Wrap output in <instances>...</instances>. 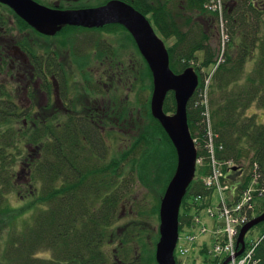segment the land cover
<instances>
[{
    "label": "trees",
    "instance_id": "obj_1",
    "mask_svg": "<svg viewBox=\"0 0 264 264\" xmlns=\"http://www.w3.org/2000/svg\"><path fill=\"white\" fill-rule=\"evenodd\" d=\"M121 1L143 14L158 37L161 34L167 39L175 38V45L168 49L170 68L175 74L192 68L199 77V87L188 104L187 113L192 138L198 139L201 147L204 144L205 149L198 147L201 163L181 206V232L185 226L193 228L196 225L189 212L195 211L198 215L211 206L213 189L207 188L205 182L216 168L227 175L229 165H233L230 160L242 170L251 169L248 182L245 180L246 184L241 187V183L236 184L238 198L244 185L254 181L255 163L260 166L257 175L260 179L255 187H264V124H258L256 116L247 115L253 105L264 110V7L258 1L240 0L238 8L232 9L237 0H222L227 8L232 40L230 52L226 51L224 62L217 67L219 50L216 54L203 24L193 26L192 16L206 17L214 25L216 15L205 8L211 0H180V5H185L191 13L185 21L192 27L187 25L186 31L178 21L181 10L178 7L175 13L169 9L166 1L170 0H165V4L163 0ZM10 15L17 21L19 30L31 31L43 42L65 38V42L61 41L62 47L67 41L73 45L77 37L71 36L82 31L68 26L56 36H44L10 8L0 4V33L7 30ZM112 26L126 31L120 25ZM126 33L133 43L131 35ZM19 41V47L30 56L34 65L39 66L37 71L42 72L41 63L49 62L50 48L46 46L45 54L40 56L27 39ZM143 61L147 67L145 75L153 82L151 71ZM250 62H253V68L248 70ZM208 77L211 85L206 103L201 93ZM43 87L47 91L46 84ZM13 96L0 86V215L12 213L11 220L22 218L25 225L20 231L14 229L8 238L0 264H157L155 248L159 232L148 257L145 256L146 247L139 245V240L146 234L142 226L144 222L148 223L143 214H139L134 222L117 228L122 216L121 205L135 176L151 186L153 193L160 194L161 200L176 170V150L160 122L152 116L150 98L143 107L144 115L149 119V130L139 143L140 152L133 153L131 146L122 151L118 160H111L107 155L109 134L83 117L85 113H57L48 117L47 109L43 108L37 117L25 118L23 115L28 111L16 103ZM175 109L174 93L170 92L164 112L171 115ZM130 111L124 106L121 113L127 116ZM155 137H160L164 146L151 156ZM148 150L149 157H146ZM166 168L167 175H163ZM22 175H25V184L20 180ZM16 190L26 194L21 195L22 201L28 196L27 192L34 201L13 208L7 198ZM262 204L257 216L264 211ZM183 210L187 216H182ZM158 211L159 207L155 208L157 216ZM251 216L252 211L248 212L249 221ZM257 227L261 230L259 242L246 244V249L253 248L254 260L264 264V223ZM217 238V243L212 246L207 242L203 246L194 243L193 251H199L198 255L205 257L206 264L210 260L207 254L224 239L222 234ZM213 259L211 263L222 264L226 256ZM181 262L179 260L178 264Z\"/></svg>",
    "mask_w": 264,
    "mask_h": 264
},
{
    "label": "rangeland",
    "instance_id": "obj_2",
    "mask_svg": "<svg viewBox=\"0 0 264 264\" xmlns=\"http://www.w3.org/2000/svg\"><path fill=\"white\" fill-rule=\"evenodd\" d=\"M44 1L49 3L53 0H44ZM107 1L108 0H78V2L80 3L78 7L84 9L97 8L100 7V5L106 3ZM164 1L165 0H163V4H165ZM251 1H258L264 7V0H251ZM57 2L58 1H55L54 3ZM239 2L240 0L235 1V3L233 4L234 7L232 9H235V7L237 9L238 8L237 4L239 5ZM166 3L169 5V9H171L175 13L178 7L179 10H181L182 15L178 21L182 25L183 31H186L188 29L187 25H191L189 26L190 28L192 27V24H189L185 21V19L191 17V13L189 10L184 8L185 5L184 6L180 5V0H170L169 2L166 1ZM223 5L225 7V4ZM209 10H207V12L211 13L214 16L216 15L215 14L216 12L213 13L214 12L213 10L210 11ZM11 16L12 15L9 16L10 18L8 20L7 30L6 31L1 30L0 33V37H1L0 56L4 57L1 51H2V47L6 45L8 48H10V52L14 57L16 58L17 56L19 57L20 54H17L15 49V47L17 46L19 47L20 44L19 40L27 39L28 43H31L34 46L35 50L38 51V54L40 56L45 54L43 52V49L46 46L49 47L50 50L53 49L56 50V52H59L60 50L59 47L61 46L60 44L63 45V42H65L66 40L65 38L64 39L61 38L63 40L62 43H61L62 40L59 39L43 42L42 40L37 38L31 31L26 32L19 30L17 28L18 27L17 21L15 20V18H13V16L12 17ZM192 16L194 19L193 26H196L197 23L203 24L206 31H208L211 37V44L213 45V48L216 50V54H217L219 36H218L217 25L215 24L216 22L214 23V25H211L206 17L203 18L197 15H192ZM107 32L108 35L106 33H104V35H106L109 40H112L114 42L115 52H116V56L114 57V60L119 67L118 79L117 80L115 79L114 82H112L114 84L113 87H110L111 80L104 78L103 79L104 81H102V83L98 82V84H96L97 85L96 92H94L95 91L94 88H93L94 89L93 92L92 91L84 92L83 86L88 88H90L91 86V84L87 82V80L90 81V79L85 80V77L88 76H85L84 73L82 72V65L80 64V62L81 61L83 62V60H80L79 58H75L74 53L76 52L79 55H81L82 53V58L86 57V54L83 53H86V51L90 48L88 44L89 43L88 39L92 37L93 32H87V31L78 32L76 35L71 36V37H77V41L73 45L71 44L70 41H67L68 43H66L63 46L64 49L60 51V56L62 63L64 64V67H66L67 69V74L69 76H72L71 82L69 83L68 92H70L69 98L73 99L75 102L71 105V110L73 111V114L83 112V107L85 104L83 103L84 105L82 106V102L84 99L92 100V104H91L92 107L98 113L104 114V115L101 114V119H104L106 121L104 124L100 125V129L104 133L109 134V136L106 138L108 142L107 143L108 158L111 160H118L122 151L126 149L128 150V148H130L131 146L133 147L132 149L134 150L133 153L135 152L139 153L141 150V148H139V143L142 141L143 138L146 137V134H148L147 131L149 130V119H147V117L144 115L143 107L145 101L149 98L151 105V99H152L154 87H153V82H151L150 80L151 79L150 76L145 75L147 67L145 66L142 57L139 55L134 42L132 43L131 40H128L129 37L128 35L126 36L127 34L126 31L113 28V29H108ZM159 38L164 42L167 49L172 48L176 43L175 38L167 39L161 34H159ZM92 52L94 53V51ZM8 60L9 61H6L5 59H0V72L2 70H6L7 72L8 68L10 67L9 65H11V61H13L12 59L10 60V58H8ZM84 61H86V59H84ZM22 63H24L27 66L26 59H23ZM92 67L93 66H89L88 69H93ZM252 68H253V62H250L248 64V70H251ZM214 72L215 71L213 70L211 72V75L214 74ZM102 73H104V71H102ZM100 75L101 74L99 73V76ZM10 77L11 76H5L4 74L0 75V85H4L5 89H8L9 93L12 94V96L14 95L13 98L15 99V102L17 103L18 101L20 106L24 108L25 105H27L25 102V96L23 95L22 92H20L21 91L20 88L17 89L19 94L16 97V81L12 80V78ZM105 80H110L107 83L108 86H105L104 84ZM205 82L206 83L203 91L207 93L209 96V90H210L209 87L211 85L210 77H208L205 80ZM36 95H37L36 97L39 100L40 97L38 96L37 93ZM42 106L44 107L45 103L42 102ZM124 106H126V108L129 107L131 110L130 113L127 112V116H124L121 113L124 110ZM43 107L40 108V111L43 109ZM114 111L117 115L116 119H113L111 116L112 113H114ZM60 113L63 114L62 111ZM175 113H176V109L175 112L171 115H174ZM247 115L256 116L258 124H264V110L259 109L256 105H253L249 109ZM99 120H97V122H99ZM194 141L196 143L197 149L198 147H200V149L202 150L205 149L204 144L201 147L200 141L198 139H194ZM137 144L138 147L136 146ZM152 144L153 147L150 149L151 156L153 154L155 155V153L158 150H162L163 149L162 146H164L162 144L160 137L158 138L155 137V140L152 142ZM148 152L149 150L146 153V157H149ZM137 156H139V154ZM231 161L232 160H230L229 163L233 165H229L228 174L226 175L223 171L220 172L223 178H225L226 176L227 178L223 182H222L223 178H221L220 185L213 189L211 204L214 207V209L219 205L221 199L226 197V200L230 201L232 194L233 193L235 194V188L237 186L236 185L237 182L241 183L239 187H241L242 184H246L245 180H247L248 182V176H249V172L251 173V169L248 168L247 170H242V168L239 165H236L233 161L232 162ZM253 167H255V169L256 168L260 169V166L257 163H255ZM127 168L130 169V165H128ZM233 168H237V170L234 171ZM163 169L164 168H162L161 170ZM217 170H220V168ZM163 175H167V168L165 169ZM24 178L25 175H22V177L20 178V180H22V184H25L26 182ZM227 181L234 182L235 185H233V183L231 185L229 184L230 186H233V188L226 189V186H228ZM224 182L225 183L227 182L226 185ZM250 183L251 181L249 182V184ZM249 184L244 185L243 188V191L248 190L247 194H250L249 189L253 188L252 184L250 185ZM158 190L159 189H157V191ZM127 191H128L127 197L124 199V202L121 205L122 216H121V221L117 226V228L123 227V225L125 224L134 222L135 219H137V217L139 216V214H143V218L148 223L145 224L144 222V225L142 226V228L146 230V234L142 239L139 240L140 241L139 245H144L146 247L145 256L148 257L152 251L151 249L154 248L152 242L155 236L157 235V233L159 232V227H160V218H158L159 216L156 215L157 212L155 213V208L159 207V211H160L161 200L166 190L164 191V194L160 200L159 198L160 194L153 193V191L151 190V186L148 187L147 185H145V183L141 182L140 179H137V177L135 176L134 183L129 184V190ZM11 194L12 195L9 196L7 199H8V203H11V206L13 208H20L22 206L31 203L32 200L34 201V199L31 196H29V192H27L28 196H26L23 199V201L21 199V195L25 196L26 194H23L20 190H16ZM244 194L242 193V196ZM245 196L246 194L243 197ZM243 197H241L240 199L238 198L237 202H241V199ZM253 200H254L253 201L254 209L252 210V215H253L251 216L252 220H254L255 218L261 215L260 214L259 216H257V212L261 209L260 205L262 206L263 205L262 203H264L263 202L264 196L261 195H258L257 197L254 196ZM189 202L191 203V201ZM159 211H158V215H159ZM212 211L213 212L209 214L208 211L203 210L198 215H195V211L189 212V215L193 218L192 220L193 223H195L196 225L193 228H189L185 226L183 230L180 232L179 246L181 248L184 247L189 250L191 249L188 255L186 256V258L183 259L179 258V260L182 261L181 264H206L205 257L204 256L201 257L200 255H198L199 251H197L196 249L193 251L194 248V244H192L193 242L187 240V238L190 237V235L197 238L196 242L198 241L197 242L198 245L203 246L204 243L207 242L209 245L212 246L218 241L217 235L224 234L222 229V224L230 223L231 225L232 223H234L231 217L228 216V219L225 220V218H222L221 216L218 215L217 210H212ZM262 213H264V211ZM11 214H6L3 216L0 215V259L3 256V252L5 250V245L7 243L8 238L11 237V234L13 235V232H15L14 229L20 231L22 227L25 225V223L21 220L22 218H16V220H11L10 219ZM210 215L213 216V218H211ZM182 216H187L185 210L182 211ZM250 221L248 220L243 225V227L247 225ZM204 227H207V229L204 230L203 229ZM213 229L214 230L216 229L217 233L219 231L221 233L216 234V236L213 233H209V231H212ZM260 235H261V230L257 226L256 228H253L245 238V248H246V244L250 245V244L258 243ZM225 245L226 244L224 242L223 247H225ZM139 251L141 250L139 249ZM239 251L240 250L237 248V253ZM177 255L178 254L176 250V256ZM207 258L210 259V260L208 259L210 263L208 262L207 264H213L211 263L212 262L211 260H214L213 258L216 257H214V254L210 252L209 254H207Z\"/></svg>",
    "mask_w": 264,
    "mask_h": 264
},
{
    "label": "water",
    "instance_id": "obj_3",
    "mask_svg": "<svg viewBox=\"0 0 264 264\" xmlns=\"http://www.w3.org/2000/svg\"><path fill=\"white\" fill-rule=\"evenodd\" d=\"M0 4L10 8L44 36H56L68 26L100 29L109 25H120L131 35L153 77L151 114L160 122L176 150V170L160 204V238L155 258L157 264H177L175 252L180 235L181 206L196 178L198 165V149L189 129L187 113L188 104L200 83L196 72L188 68L181 74H175L170 68L168 49L148 19L121 0H111L97 8L66 11L48 8L33 0H0ZM170 92L174 93L176 101L174 115L164 112V104ZM262 223L264 213L241 229L238 237V247L241 249L237 256L245 251L247 234ZM229 261L227 259L222 264H228Z\"/></svg>",
    "mask_w": 264,
    "mask_h": 264
},
{
    "label": "flooded vegetation",
    "instance_id": "obj_4",
    "mask_svg": "<svg viewBox=\"0 0 264 264\" xmlns=\"http://www.w3.org/2000/svg\"><path fill=\"white\" fill-rule=\"evenodd\" d=\"M33 1L48 8L62 11L84 9L78 7L80 5L78 0H53L49 3L45 2L44 0ZM55 1L58 2L54 3ZM107 3L108 2L104 3L103 5H106ZM103 5H100V7ZM112 28V25L105 26L100 29L80 28V30H82L81 32H93L92 37L88 39L90 48L86 51V53H83L86 54V57L82 58V53L81 55L77 54L76 52L74 53L75 58L83 60V62H80V64L82 65V72L85 76H88L85 77V80L90 79V81L87 80V82L90 83L91 86L90 88L83 86L84 92H93L94 89V92H96V84H98V82L102 83V81H104V78L111 80H105L104 82L105 86H108L107 83L110 81V87H113L114 84L112 82H114L115 79H118L119 67L114 60V57L116 56L114 42L112 40H109L108 37L104 35V33H108V29ZM59 48V52H56V50L53 49L49 50V62L47 64L41 63L42 72H40V76V73L37 71L39 66L37 67V65H34L31 62L30 56L20 47H15L17 54H20V56H17V58L11 54L10 48H8L6 45L2 47L1 53L4 55V57L0 56V59L9 61L8 58H10V60L12 59L13 61H11V65H9L10 67L8 68L7 72L6 70H2L0 72V75L4 74L5 76H11L10 78L16 81V97L19 94L17 89L21 88L20 92H22L25 96V102L27 104L25 105L24 110L28 111L27 114L23 115L25 118L28 116L37 117V115H40V108L43 107L42 102L45 103V106L43 108L47 109L48 117H54L55 114L60 113L61 111L65 115L73 113V111L71 110V105L75 102L73 99L69 98L70 92H68V87L69 83L71 82L72 76H69L67 74V69L66 67H64V64L61 60L60 51L64 48L62 46H60ZM92 51H94L95 54ZM23 59H26L27 66L22 63ZM84 59H86V61H84ZM89 66H93V69H88ZM96 67L99 69H97ZM101 70L104 71V73H102ZM99 73L101 74L100 76ZM45 84L47 86V91L43 87V85ZM0 86H2L5 90L4 85ZM36 93L41 100H38V98L36 97ZM17 103L19 104L18 101ZM91 104L92 100H83V113H85L83 117L89 119L92 123H95L100 128V125L104 124L106 121L104 119H101L102 113H98ZM111 116L113 119L117 118L115 111ZM97 120H99V122H97Z\"/></svg>",
    "mask_w": 264,
    "mask_h": 264
},
{
    "label": "built area",
    "instance_id": "obj_5",
    "mask_svg": "<svg viewBox=\"0 0 264 264\" xmlns=\"http://www.w3.org/2000/svg\"><path fill=\"white\" fill-rule=\"evenodd\" d=\"M223 3L222 0H211V2L209 4L206 5V9L207 10H213L211 12L215 13L216 15H218L219 17L223 16ZM209 10V11H210ZM226 39L227 37L224 35L223 36V42H222V49L219 50V58L217 61V67L222 64L224 62L225 59V43H226ZM213 147V142H211V146L210 148ZM198 163H201V161L199 160ZM258 168H256L255 170V178L254 181L252 183L253 188L249 189V193L247 194L248 190L243 191L242 193L246 194L245 197L242 196V194L240 195V198L243 197L241 199V202H237L238 199V195L235 191V194H232V197L230 198V204H228L229 200H226V197L221 199V202L219 203V205L214 209L209 208L207 211L210 214L211 212H213L212 210H217L218 215L221 216L222 218L228 219V216L231 217V219L234 221V223H232L230 225V223H226V224H222V229L224 234H222V236L224 237V239L222 240V242L220 244H218L217 246H215L213 248V251L211 253L214 254L215 257H222V256H226L227 258H230L229 264H257V262L254 260L253 258V254H254V249L249 248L248 250L246 249L244 254L240 257L236 256L237 253V239L240 233V230L242 229L243 225L248 221V212L252 211L254 209V205H253V197H257L258 195L264 196V187H255V184H258V179H260V176H257L259 171ZM221 170H217L214 169V173L213 176L208 178L205 182V186L209 189H214L215 187L220 185V180L221 178H223L221 175ZM219 175V176H218ZM225 181V180H224ZM223 182V181H222ZM225 183V182H224ZM227 183V182H226ZM225 183V185H226ZM228 186H226V189H231L230 185L227 183ZM234 196V197H233ZM239 198V199H240ZM248 198V199H247ZM236 199V200H235ZM247 213V215H246ZM211 216V215H210ZM211 218H213V216H211ZM204 230L207 229V227L203 228ZM209 233H213L218 234L221 233L220 231L217 233L216 229L209 231ZM221 234H218V236H220ZM196 237L191 236L187 238V240L193 242L192 244L196 243L197 238ZM216 239V237H215ZM198 242V241H197ZM225 242V247H223V243ZM191 250V249H190ZM189 249L184 248V247H178L177 248V257L179 258H186V256L188 255ZM178 258V259H179ZM181 261V260H180ZM182 263V262H181Z\"/></svg>",
    "mask_w": 264,
    "mask_h": 264
},
{
    "label": "bare ground",
    "instance_id": "obj_6",
    "mask_svg": "<svg viewBox=\"0 0 264 264\" xmlns=\"http://www.w3.org/2000/svg\"><path fill=\"white\" fill-rule=\"evenodd\" d=\"M226 11H227V8L223 7V16L222 17H219L218 15L215 16V22H216L215 24L217 25L218 36H219L218 50L222 49L223 36L225 35L227 37L226 43H225V47H224L225 53H226V51L230 52V43H231V40H232V37H231V35H230L229 31H228L229 30V28H228L229 20L227 18ZM201 96L204 99V101L206 103H208V99H209L208 94L203 91L201 93ZM175 258H179V257H175ZM176 261L178 262L179 259H176Z\"/></svg>",
    "mask_w": 264,
    "mask_h": 264
}]
</instances>
